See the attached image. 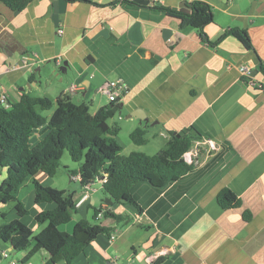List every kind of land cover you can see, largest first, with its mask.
Here are the masks:
<instances>
[{
	"label": "crops",
	"instance_id": "obj_1",
	"mask_svg": "<svg viewBox=\"0 0 264 264\" xmlns=\"http://www.w3.org/2000/svg\"><path fill=\"white\" fill-rule=\"evenodd\" d=\"M133 1L30 0L20 12L0 3V86L8 104L23 94L42 93L44 84V94L35 97L53 101L48 75L57 72L63 87L54 105L58 97L68 96L95 114L111 106L99 87L119 78L126 87L120 111L125 118L134 111L148 119L134 118L132 127L149 132L158 150L171 134L188 129L196 131H191L195 139H213L219 146L162 187L135 184L131 194L141 211L114 201L108 205L98 186L103 178L81 186L66 172L68 181L59 188L57 173L50 177L39 171L35 179L42 185L74 193L75 199L86 195L70 222L59 226L62 232L71 234L78 220L90 221L95 211L102 213L96 223L113 230L90 242L71 264H107L114 257L117 264H143L162 249L168 253L160 264H264V89L250 85L239 72L240 65H247L256 80L264 81L259 70L264 67V0H203L213 12V22L203 29L207 38L215 42L238 28L246 31L249 50L233 36L207 45L195 29H181L175 18L151 8L179 10L193 0ZM72 86L75 92H70ZM47 133L46 125L36 129L30 146ZM134 146V152L147 154ZM72 183L76 185L69 190ZM224 188L240 200L238 207L219 206L217 195ZM16 197L24 210L14 204L8 213V203L0 204V224L19 220L37 235L38 215L54 204L36 203L29 183ZM5 250L8 258L2 256ZM28 251L16 252L0 240V264H65L50 263L46 251L23 262Z\"/></svg>",
	"mask_w": 264,
	"mask_h": 264
},
{
	"label": "trees",
	"instance_id": "obj_2",
	"mask_svg": "<svg viewBox=\"0 0 264 264\" xmlns=\"http://www.w3.org/2000/svg\"><path fill=\"white\" fill-rule=\"evenodd\" d=\"M30 0H0V3L13 12L26 8ZM134 3L133 0H125ZM152 9L164 12L175 18L181 29L191 27L197 31L202 41L215 46L228 36L241 42L245 49H252L245 30L233 28L225 31L215 42H211L203 29L213 22L211 6L203 0L186 3L185 8L175 10L152 5ZM264 76V67L260 66ZM32 76L30 77V79ZM52 111L47 116L46 112ZM120 111L119 102L111 106L89 112L85 103H75L68 96H60L55 105L47 97H35L23 94L8 107L0 105V204L13 202L16 210L23 211L24 206L17 199L19 189L31 185L36 203H52L54 208L38 215L41 227L37 235L23 222L12 220L0 224V240L9 244L16 252L29 250L23 262H27L40 251H46L50 263L63 260L71 262L99 235H110L112 229L98 223L80 219L71 234L62 232L59 226L70 222L76 211L79 198L74 193L44 186L35 179L42 171L54 176L60 168V160L66 151L72 162L79 163L77 171L67 167L66 172L72 177L80 176V185L86 186L98 178H104L103 193L112 201L122 205H131L141 211L131 194L132 187L139 182H147L155 187H162L190 172L193 167L186 165L182 155L192 145L195 137L188 129L183 134H171L165 145L153 155L131 152L123 156L122 147L117 141L118 128L110 126L108 120ZM46 125L48 133L36 145L30 146L33 132ZM144 128H137L130 133V139L136 146H143L147 140ZM219 206L226 210L238 207L240 200L228 188L217 195ZM98 211L94 212L95 221ZM107 216L122 221V216ZM244 218H247L244 214ZM162 259L156 264H160Z\"/></svg>",
	"mask_w": 264,
	"mask_h": 264
},
{
	"label": "built area",
	"instance_id": "obj_3",
	"mask_svg": "<svg viewBox=\"0 0 264 264\" xmlns=\"http://www.w3.org/2000/svg\"><path fill=\"white\" fill-rule=\"evenodd\" d=\"M239 72L242 77L246 79V81L252 85L253 87L257 89H264V81L256 80V78L252 75V70L247 65H240L239 66ZM76 87L72 86L70 88V92H75ZM3 88L0 86V105L4 107H8V102L6 97L3 94ZM101 94L105 95L110 103L113 102H119L120 99L124 96L126 92V87L121 79H113V80H107L105 81L98 90ZM219 149L218 144L213 140L209 138H199L194 139L192 142L191 147L183 153L182 160L183 162L188 165L192 166L193 168L199 164V158L201 154L203 153L205 156L208 154H211ZM72 180L74 181H80L79 175H73ZM102 183L105 182V179L101 181ZM86 198V195L84 196ZM80 199L77 204H80L83 200ZM98 217L102 216V213L97 214ZM114 238V235L111 236V239ZM168 250H160L154 253H151L148 255L143 264H156L158 260L162 258V256L167 255ZM2 256L4 258H8L10 256V251H3ZM118 259L116 257L110 258L107 264H117ZM14 264V263H12ZM123 264H135L132 260H127Z\"/></svg>",
	"mask_w": 264,
	"mask_h": 264
},
{
	"label": "rangeland",
	"instance_id": "obj_4",
	"mask_svg": "<svg viewBox=\"0 0 264 264\" xmlns=\"http://www.w3.org/2000/svg\"><path fill=\"white\" fill-rule=\"evenodd\" d=\"M48 78H49V85L47 89H49V96L53 99V101L55 100V96H57L59 93H60V89L59 87H63L61 86L59 83H58V78H57V72H53V73H50L48 75ZM60 85V86H59ZM46 85L44 84L43 85V91L42 93H38V92H33V95H43L44 93V90H46ZM52 111H49V112H46L45 114L47 116H49L51 114ZM125 112L123 110L120 111V113H116L113 115L112 118H110L108 120V124L110 126H115L116 128H118V135H117V141L118 143L121 145L122 147V155L123 156H127L129 155L131 152H134V144L133 142L131 141L130 139V133L133 131V125L135 123V120L134 118H125ZM145 138L147 140L146 144L143 145L141 148L145 151V153H147L146 155H153L157 152V148L158 146H154L156 141H153L151 140V137L149 135V132H147L145 134ZM68 166V167H67ZM64 167H67L69 170H74V171H77L78 170V167H79V163H75V162H72L68 153L65 151L61 160H60V168L58 169L57 171V174L56 176H54V181H56V186H62L63 183L68 179H67V176H66V169ZM76 184L75 183H72L70 186L68 185V189L69 190H72V188L75 186ZM30 188V186H29ZM60 188V187H59ZM14 203L13 202H10L7 204L6 208H5V212H10L11 208L13 207ZM93 205V204H92ZM94 206V205H93ZM91 212V210H90ZM89 220L90 222H96L93 221V219L91 217H89Z\"/></svg>",
	"mask_w": 264,
	"mask_h": 264
},
{
	"label": "water",
	"instance_id": "obj_5",
	"mask_svg": "<svg viewBox=\"0 0 264 264\" xmlns=\"http://www.w3.org/2000/svg\"><path fill=\"white\" fill-rule=\"evenodd\" d=\"M66 68H67V64L66 63H63L62 67L60 68V71L64 73L65 70H66ZM256 72H257V70H254L253 71V73H256ZM127 117L128 118H136V119H138V120H140L141 122H144V123H147V121H148V119L144 115L140 114L139 112H134V111L131 112L129 115H127ZM92 184H94V182H92ZM98 186L99 187H102L101 184L98 185ZM105 202L108 205H112V200L110 198H108V197L105 199Z\"/></svg>",
	"mask_w": 264,
	"mask_h": 264
}]
</instances>
